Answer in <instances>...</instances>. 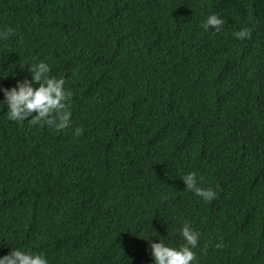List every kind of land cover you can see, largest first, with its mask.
Masks as SVG:
<instances>
[{
    "label": "trees",
    "instance_id": "obj_1",
    "mask_svg": "<svg viewBox=\"0 0 264 264\" xmlns=\"http://www.w3.org/2000/svg\"><path fill=\"white\" fill-rule=\"evenodd\" d=\"M6 28L0 86L43 60L72 95L64 129L0 106V256L152 264L187 223L195 264H264V0H0Z\"/></svg>",
    "mask_w": 264,
    "mask_h": 264
},
{
    "label": "clouds",
    "instance_id": "obj_2",
    "mask_svg": "<svg viewBox=\"0 0 264 264\" xmlns=\"http://www.w3.org/2000/svg\"><path fill=\"white\" fill-rule=\"evenodd\" d=\"M224 20L216 13H210L201 21L205 31L219 32ZM13 30L6 28L0 32V39H5ZM249 29L242 27L232 33L233 37L243 40L249 36ZM29 77L17 79L14 86H0V106L6 107V116L10 121H27L29 125L47 124L55 129H64L71 122L69 107L72 93L64 87V80L50 75L49 64L38 60L30 64ZM13 75H15L13 73ZM81 129L77 127L74 135L79 136ZM185 189L208 202L215 198L212 188L199 186V177L195 172H187L179 176ZM183 243L176 246L166 244L158 239L154 242L150 237H143L148 241L152 264H195V253L199 232L185 223L179 230ZM219 246V245H218ZM0 264H50L49 258L43 252L32 251L21 247H11L7 254L0 256Z\"/></svg>",
    "mask_w": 264,
    "mask_h": 264
}]
</instances>
